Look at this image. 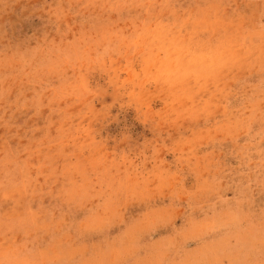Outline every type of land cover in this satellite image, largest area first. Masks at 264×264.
<instances>
[{
    "label": "clouds",
    "instance_id": "9594fccd",
    "mask_svg": "<svg viewBox=\"0 0 264 264\" xmlns=\"http://www.w3.org/2000/svg\"><path fill=\"white\" fill-rule=\"evenodd\" d=\"M0 264H264V0H0Z\"/></svg>",
    "mask_w": 264,
    "mask_h": 264
}]
</instances>
